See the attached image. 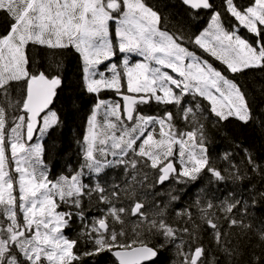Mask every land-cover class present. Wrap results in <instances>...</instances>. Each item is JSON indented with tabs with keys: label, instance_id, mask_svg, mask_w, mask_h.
<instances>
[{
	"label": "snow or ice",
	"instance_id": "obj_1",
	"mask_svg": "<svg viewBox=\"0 0 264 264\" xmlns=\"http://www.w3.org/2000/svg\"><path fill=\"white\" fill-rule=\"evenodd\" d=\"M180 3L173 29L149 0H0V264H264V156L218 152L210 131L264 134L239 80L264 73V0ZM68 52L91 107L75 166L53 174ZM202 185L179 203L175 186Z\"/></svg>",
	"mask_w": 264,
	"mask_h": 264
},
{
	"label": "trees",
	"instance_id": "obj_2",
	"mask_svg": "<svg viewBox=\"0 0 264 264\" xmlns=\"http://www.w3.org/2000/svg\"><path fill=\"white\" fill-rule=\"evenodd\" d=\"M243 2V0H241ZM149 3L154 4L164 14L170 28H175L177 20H187V11L185 6L180 3V0H149ZM227 19V18H226ZM206 17L198 22H193L191 30L205 24ZM4 26L3 19H0V28ZM242 36L248 37L246 31L241 30ZM34 54L39 57L42 50H34ZM61 61V70L66 77V86L58 92L52 108L57 111L60 123L58 126L50 130L44 143L46 147V158L52 167L53 174H58L65 169L67 164L75 166L77 161V147L75 141L81 136L85 128L86 117L91 107V97L83 93L79 88V66L77 59L71 52L59 57ZM242 81L250 90L255 100L254 107L264 103L259 97V92L262 84H264V73L258 71H249L244 76H240ZM211 146L218 152H223L225 149H230L235 144L250 147L259 157L264 156V134L261 129L253 125H243L235 119L224 122L217 128L211 129ZM179 191L176 194L181 195L182 200L179 203H188L196 196L201 194L202 185L200 188L188 186L180 189V186H175ZM223 191V190H222ZM187 192V195L184 193ZM161 195L166 199V196L161 190ZM260 208V206H258ZM257 218L264 217V208L254 212ZM78 231V225H73V228L68 230V234L73 238ZM169 254H165L167 257ZM101 264L110 258L104 255L99 258ZM161 264H167L166 259L162 258Z\"/></svg>",
	"mask_w": 264,
	"mask_h": 264
},
{
	"label": "water",
	"instance_id": "obj_3",
	"mask_svg": "<svg viewBox=\"0 0 264 264\" xmlns=\"http://www.w3.org/2000/svg\"><path fill=\"white\" fill-rule=\"evenodd\" d=\"M52 107V106H51Z\"/></svg>",
	"mask_w": 264,
	"mask_h": 264
}]
</instances>
